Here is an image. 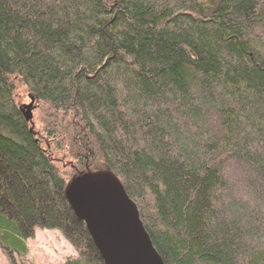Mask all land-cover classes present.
<instances>
[{
  "label": "trees",
  "instance_id": "trees-1",
  "mask_svg": "<svg viewBox=\"0 0 264 264\" xmlns=\"http://www.w3.org/2000/svg\"><path fill=\"white\" fill-rule=\"evenodd\" d=\"M53 154L113 176L163 264H264V0H0V249L56 229L105 264Z\"/></svg>",
  "mask_w": 264,
  "mask_h": 264
},
{
  "label": "water",
  "instance_id": "water-1",
  "mask_svg": "<svg viewBox=\"0 0 264 264\" xmlns=\"http://www.w3.org/2000/svg\"><path fill=\"white\" fill-rule=\"evenodd\" d=\"M65 193L105 264H163L136 206L110 174L86 171L69 182Z\"/></svg>",
  "mask_w": 264,
  "mask_h": 264
},
{
  "label": "rangeland",
  "instance_id": "rangeland-1",
  "mask_svg": "<svg viewBox=\"0 0 264 264\" xmlns=\"http://www.w3.org/2000/svg\"><path fill=\"white\" fill-rule=\"evenodd\" d=\"M23 89L24 87H22L20 84L17 85V89L14 93L16 104L19 106L28 103H31V105L33 104V106L35 105L31 109L32 117L31 120H29V125L39 137V139H43V143L46 144V139L43 136L42 131L45 126L44 123L46 122L45 108L40 109V106H38L36 102H31L30 98L28 97V93H26ZM47 110L50 111L49 109ZM53 155L54 156H52V159L55 165L62 172H69L70 174L77 176L82 174L80 171L76 172L75 174L71 172L73 169V161L68 157L64 155ZM69 182L70 180L67 181V184ZM27 245L28 254L25 258V262L27 264H64L67 259L76 258L78 256V253L71 242L59 230L56 229L35 228L33 237L27 239ZM0 264H10L1 249Z\"/></svg>",
  "mask_w": 264,
  "mask_h": 264
}]
</instances>
